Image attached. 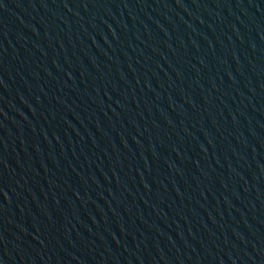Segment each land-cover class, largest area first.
<instances>
[{"label":"water","instance_id":"water-1","mask_svg":"<svg viewBox=\"0 0 264 264\" xmlns=\"http://www.w3.org/2000/svg\"><path fill=\"white\" fill-rule=\"evenodd\" d=\"M144 264H264V0H51Z\"/></svg>","mask_w":264,"mask_h":264}]
</instances>
